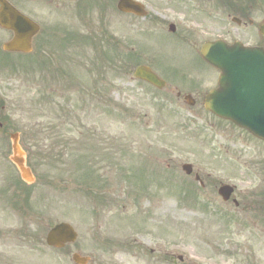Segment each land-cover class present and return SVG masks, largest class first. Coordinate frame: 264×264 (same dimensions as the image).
<instances>
[{"label":"rangeland","instance_id":"rangeland-1","mask_svg":"<svg viewBox=\"0 0 264 264\" xmlns=\"http://www.w3.org/2000/svg\"><path fill=\"white\" fill-rule=\"evenodd\" d=\"M8 1L41 29L26 55L3 54L11 33L0 29V264H73L74 252L88 264H246L244 251L264 249L238 224L247 214L194 180L235 185L246 201L257 189L264 200V147L203 109L218 75L197 56L215 38L258 44L264 0L243 2L252 25L233 23L223 0H140L145 18L119 13L116 0ZM183 32L196 45L176 44ZM141 63L167 85L136 80ZM193 83V106L170 91ZM14 132L36 168L16 205ZM210 208L233 217L228 228ZM61 221L77 239L53 250L44 236Z\"/></svg>","mask_w":264,"mask_h":264},{"label":"water","instance_id":"water-1","mask_svg":"<svg viewBox=\"0 0 264 264\" xmlns=\"http://www.w3.org/2000/svg\"><path fill=\"white\" fill-rule=\"evenodd\" d=\"M117 8L123 12L145 15L142 4L134 0H119ZM0 27L13 32L12 38L3 43V50L31 51V39L38 32L39 26L7 0H0ZM169 28L174 30L173 25ZM260 33H264L263 28ZM200 54L206 62L220 71L217 87L206 95L204 107L264 140V49L244 46L238 41L227 45L218 40L205 43ZM134 76L157 87L164 85V82L144 65L135 69ZM10 139L12 153L9 158L16 166L21 179L30 184L34 178L26 166L24 152L18 144V134H11ZM183 169L186 173L191 171L190 165H183ZM230 192L229 187L220 189L224 198ZM75 239L76 232L72 226L61 222L48 230L45 242L48 246L61 248ZM72 260L76 264H86L89 259L74 253Z\"/></svg>","mask_w":264,"mask_h":264},{"label":"flooded vegetation","instance_id":"flooded-vegetation-1","mask_svg":"<svg viewBox=\"0 0 264 264\" xmlns=\"http://www.w3.org/2000/svg\"><path fill=\"white\" fill-rule=\"evenodd\" d=\"M242 12L243 11L240 9V13H242ZM243 13L245 16L246 15L245 9H244ZM252 23H251V25H252ZM259 25H260V23H259ZM263 39L264 38H260L258 45H264ZM176 40H178V41L180 40V41L184 42V40H186V33L185 32L176 33ZM176 44H177V42H176ZM187 44L196 45L194 43L191 44L188 42H187ZM183 84H184V81H183ZM193 85H195V86L191 87V85H187V84L184 85V87L188 88V90H192L190 92L187 90L180 91L178 89V87L176 86V99H180V98L184 99V96L186 94H188L191 96L189 100L193 104H195L196 100H198V98H194L193 96H198L200 94L198 92V89L196 88V84L193 83ZM173 91L174 90L171 89V92H173ZM248 137L253 142H256L259 145L264 147V142H261V141L258 142L256 140H254L252 137H250L249 135H248ZM218 184H222V182H219ZM216 186L217 185L215 184L214 181H212L210 179L206 180V187L216 189ZM232 186L234 187V189H233V193H232L230 199L226 202H223V203L224 204L226 203V205H229V203H231L233 205L234 209L239 210L238 213L241 215L247 214L249 217H243L242 221L238 222V224L240 225V228H242V230L248 234L247 238L249 240H254V241H258L260 243H264V200L260 201L261 200L260 199L261 196H259L260 192L257 191V189H254V191L252 192L253 193V197H252L253 200L252 201H246V199L241 194H239V195L235 194L236 186L235 185H232ZM258 193H259V195H258ZM251 208L253 210L250 212H253V214L250 215L245 210H251ZM208 213L210 215L209 219L211 220V222L213 221L212 219L214 217H216L217 219L220 218V221H221L220 223L223 224V222H222L223 219H221V218L224 217V213L222 211H217V212L213 213V211L210 209V210H208ZM220 226H222V225H220ZM241 252L242 251H240V253ZM244 253L247 255V256H245V257H247L246 264H264V249L256 251L255 253H257V254H255L254 251H252V250H246V251H244Z\"/></svg>","mask_w":264,"mask_h":264},{"label":"trees","instance_id":"trees-1","mask_svg":"<svg viewBox=\"0 0 264 264\" xmlns=\"http://www.w3.org/2000/svg\"><path fill=\"white\" fill-rule=\"evenodd\" d=\"M30 156V155H29ZM33 157H34V154H32L30 157H29V159H28V165L32 168V170L33 171H36V168L34 167V165H33V162H34V159H33ZM38 156L36 155V158H37ZM40 159V158H39ZM40 160H42V159H40ZM35 163V162H34ZM16 185H17V191H18V194L17 195H15V200L17 201V202H20L22 199H23V196H21L22 195V193L24 192V188H26V187H28V186H26L25 184H23L20 180H18L17 182H16ZM25 196V195H24ZM26 196H28V193H27V195ZM27 198V197H26ZM26 198H24V199H26ZM15 201V202H16ZM16 202V203H17Z\"/></svg>","mask_w":264,"mask_h":264}]
</instances>
